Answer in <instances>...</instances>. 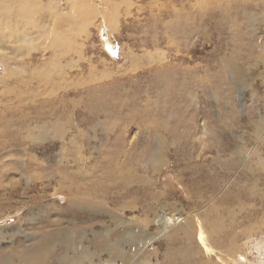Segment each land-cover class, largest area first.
Listing matches in <instances>:
<instances>
[{"label": "rangeland", "instance_id": "rangeland-1", "mask_svg": "<svg viewBox=\"0 0 264 264\" xmlns=\"http://www.w3.org/2000/svg\"><path fill=\"white\" fill-rule=\"evenodd\" d=\"M49 1L0 10V264H264V0Z\"/></svg>", "mask_w": 264, "mask_h": 264}, {"label": "bare ground", "instance_id": "bare-ground-1", "mask_svg": "<svg viewBox=\"0 0 264 264\" xmlns=\"http://www.w3.org/2000/svg\"><path fill=\"white\" fill-rule=\"evenodd\" d=\"M15 1V2H14ZM33 1H37V0H33ZM35 2H31L29 0H23V2H21V0H3L2 3H4L1 7V13H4L6 15H9L10 13H12L11 10H13V12L15 11L16 13H12V16H16V17H19V18H22L24 20L23 21V26H22V30H26L27 29V23L28 24H31L30 22L27 21V17H28V12L30 9H38L39 8V5ZM57 0H50L48 3L46 4H43L42 7H41V14H45V13H48V11L52 12V11H56V8H57ZM67 3H68V7L70 9V11H75L77 13H75L76 15H79L82 11H83V3L81 2H78L77 0H67ZM56 6V7H55ZM24 7H27V9H24ZM68 13V11H67ZM42 14V15H43ZM25 15V16H24ZM30 15V14H29ZM54 16L58 19V18H61L60 17V13H59V17L56 16L54 14ZM72 17V16H71ZM55 19V18H54ZM56 20V19H55ZM62 21V20H61ZM35 20H32V23H34ZM63 22V21H62ZM70 25V24H69ZM41 26V24H40ZM68 26V25H67ZM7 26L6 25H3V24H0V36L2 37V34L4 33L5 31V28ZM43 27V26H41ZM44 28V27H43ZM50 28V27H49ZM46 29V28H45ZM62 29V28H61ZM49 30V29H48ZM45 33L43 34V37L45 34L48 33L47 29L44 30ZM43 31V32H44ZM9 34H12L14 33V31L12 30L11 31H8ZM16 33V32H15ZM25 33V32H23ZM18 34V33H16ZM47 36V35H46ZM46 36L44 38H46ZM22 41H25L24 44H30L29 41H26L24 37H21ZM47 40V39H46ZM32 221V220H31ZM250 229V228H249ZM187 236H190L189 232L186 233ZM103 238V237H102ZM105 241V240H104ZM207 241V240H205ZM224 241V240H223ZM139 243L141 241H138ZM142 243V242H141ZM145 243V242H144ZM69 247L73 248L74 250H76L73 246V242H68L67 243ZM221 244V243H220ZM232 244V242H231ZM142 245V244H141ZM235 245H237L235 243ZM143 246V245H142ZM140 246V247H142ZM230 246V245H229ZM228 246V247H229ZM233 246V245H232ZM231 246V247H232ZM230 247V248H231ZM110 249H113V250H110ZM114 251V252H113ZM119 251H122V249L120 248V246H118V244L115 243V245H110L109 248L107 249V253L109 254V256H113V255H118L119 254ZM228 251V250H227ZM232 251V250H231ZM236 252V251H234ZM101 253V252H100ZM100 253H96V252H90L89 250H87L85 248V250L83 251V248L81 249L80 251V254L76 257V260H77V264H81L85 261L88 262V264H93L92 261L94 259H98L99 258V254ZM229 253V252H228ZM203 255H207V256H211L214 254V250L213 248L210 246L206 251H204V253H202ZM201 254V256H202ZM230 254V253H229ZM232 256V255H231ZM230 258V257H229ZM244 260V258H243ZM216 262L217 263H211V261H206L205 264H224V262L221 260L220 257L217 256V259H216ZM19 263L20 264H34L33 262H28V261H25V259L21 257H19ZM61 264H74V262L71 260V261H66V263H61ZM226 264V263H225Z\"/></svg>", "mask_w": 264, "mask_h": 264}]
</instances>
